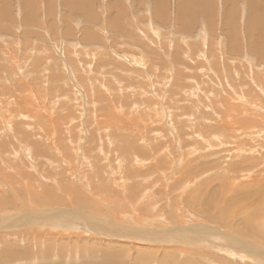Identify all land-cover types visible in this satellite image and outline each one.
I'll list each match as a JSON object with an SVG mask.
<instances>
[{
    "label": "rangeland",
    "instance_id": "rangeland-1",
    "mask_svg": "<svg viewBox=\"0 0 264 264\" xmlns=\"http://www.w3.org/2000/svg\"><path fill=\"white\" fill-rule=\"evenodd\" d=\"M0 12L1 210L57 209L0 234V264H258L209 234L264 248L238 230L264 233V138L244 134L264 130V0H0ZM252 179L259 195L238 191ZM46 192L68 203L43 205Z\"/></svg>",
    "mask_w": 264,
    "mask_h": 264
},
{
    "label": "bare ground",
    "instance_id": "bare-ground-1",
    "mask_svg": "<svg viewBox=\"0 0 264 264\" xmlns=\"http://www.w3.org/2000/svg\"><path fill=\"white\" fill-rule=\"evenodd\" d=\"M4 3V2H3ZM261 12V11H260ZM1 13V12H0ZM186 14V13H185ZM169 76V75H168ZM156 77V76H155ZM150 78V77H149ZM154 78V77H153ZM146 79V78H145ZM239 97V96H238ZM240 98V97H239ZM182 102V101H181ZM228 120H230V117L228 116V115H226V114H223L220 118H219V121H220V123L224 126V127H226V128H228V129H232V127H233V124L235 125V123L234 122H236V121H230V123L228 122ZM59 121V120H58ZM57 121V122H58ZM239 121H241V125H242V120H241V118H239V120L237 121V122H239ZM236 122V123H237ZM59 123V122H58ZM57 124V123H56ZM237 124H240V123H237ZM236 124V125H237ZM240 125V126H241ZM8 126V125H7ZM59 126V125H58ZM192 126V125H191ZM173 127V126H172ZM194 127V126H193ZM201 127V126H200ZM5 128H7V127H5ZM190 129H191V127H189ZM240 128V127H239ZM214 129V131H216L215 130V128H213ZM235 129V128H234ZM241 129V128H240ZM221 130V129H220ZM220 130H218L217 129V131H220ZM239 130V129H238ZM216 131V132H217ZM222 131V130H221ZM231 131V130H230ZM23 132V131H22ZM213 132V131H212ZM226 132H228V130L227 129H223V134H227ZM241 132V131H240ZM197 133V132H196ZM239 132H237V134H238ZM262 133H264V130L263 129H261V130H258V128H250L249 126H245L244 127V134H245V137H250V138H254V139H256V138H264V136L262 135ZM179 134V133H178ZM193 133H191L190 134V136L192 135ZM222 134V135H223ZM189 136V135H188ZM227 136H229V135H227ZM241 136V135H240ZM181 137V136H180ZM210 137V136H209ZM219 137H221V136H219ZM226 137V136H225ZM232 137H233V135H232ZM238 137V136H237ZM146 138V137H145ZM201 138V137H200ZM223 138H224V136H223ZM235 138H236V136H235ZM240 139H241V137H239ZM151 139V138H150ZM227 139H228V137H227ZM226 140V139H225ZM144 141H145V139H144ZM147 141V140H146ZM150 141V140H149ZM233 141V140H232ZM240 141V140H239ZM152 142V141H151ZM208 142H209V140H208ZM238 142V141H237ZM241 142V141H240ZM259 142V141H258ZM210 143V142H209ZM150 144V143H149ZM212 144V143H211ZM256 144H257V142H256ZM263 144V143H262ZM262 144L261 143H259V144H257V145H260V147L262 146ZM214 145V144H213ZM209 146V145H208ZM220 146V145H219ZM221 146H222V149L224 148V145H222L221 144ZM220 146V147H221ZM229 145H227V147H228ZM233 146V145H232ZM4 147V149H3V151L4 150H6V147L7 146H3ZM213 147H215V146H213ZM213 147H211V150L213 149ZM226 147V146H225ZM229 147H231V146H229ZM234 147V146H233ZM264 146H262V148H263ZM261 148V149H262ZM227 149V148H226ZM226 149H223V150H226ZM230 149H232V148H230ZM209 150V149H208ZM214 150V149H213ZM219 150V149H218ZM154 151V150H153ZM155 151H159V148H156V150ZM192 151H193V149H192ZM233 151L234 152H240V151H242L243 152V148H242V145H240V144H237L236 146H235V148H233ZM233 151H230L229 150V153H232ZM255 151H258V148H249L248 149V152L250 153V154H253ZM194 152V151H193ZM225 152V151H224ZM228 152V151H227ZM213 153V152H212ZM216 153V152H215ZM221 153V152H220ZM226 153V152H225ZM228 153V154H229ZM214 154V153H213ZM218 154V153H217ZM224 154V153H223ZM227 154V153H226ZM215 155V154H214ZM177 156V155H176ZM233 158V157H232ZM206 159H207V157H206ZM233 160V159H232ZM260 163V162H259ZM233 166V165H232ZM229 168L230 167H228V170H229ZM252 168V167H251ZM64 169V168H63ZM189 169V168H188ZM211 169H212V167H211ZM232 170H234V169H232ZM245 170V169H244ZM247 170V169H246ZM61 171H63V170H61ZM243 171V170H242ZM70 174V173H69ZM68 174V175H69ZM86 174V173H85ZM247 174V173H246ZM248 175V174H247ZM55 177V176H54ZM256 178H259V176H257ZM55 179V178H54ZM89 180H91V179H89ZM97 181V180H96ZM22 182V181H21ZM64 182V181H63ZM69 182V181H68ZM250 182V181H249ZM61 183V182H60ZM90 183H93V182H90ZM96 183V182H95ZM98 183V182H97ZM96 183V184H97ZM251 184L250 185H248V187H246L245 188V186H240L239 188H238V191H241V190H243V189H248L247 191L249 192V193H252V194H257V195H259L260 194V192H261V188H262V186H261V184H260V182L259 181H255V182H253V179H252V181L250 182ZM61 185H63V183L61 184ZM64 186V185H63ZM68 185L66 184V186H64V187H67ZM92 186V185H91ZM90 186V187H91ZM98 186V185H97ZM97 186L95 187V185L93 186V187H95V188H97ZM62 187V186H61ZM69 187V186H68ZM68 187H67V189H65V191L66 192H64L65 193V195H66V193H68L69 192V190H71L70 188L68 189ZM89 187V186H88ZM99 187V186H98ZM131 188H135L134 186H130ZM105 189H106V187H104ZM63 189V188H62ZM121 189V188H120ZM125 189V188H124ZM64 190V189H63ZM96 190V189H95ZM98 190H100V188L99 189H97V191ZM104 190V189H103ZM107 190V189H106ZM111 191V190H110ZM110 191H104V193H105V196H108L109 197V193L108 192H110ZM114 190H112V193H114L115 195H118L119 193L118 192H113ZM101 192V191H100ZM119 192H120V190H119ZM125 192V191H124ZM124 192H122V194H120L121 195V197H124ZM80 193V192H79ZM97 193H99V192H97ZM46 194L47 195H43V194H41L40 196V198L43 200H45V201H43V202H41L40 200V202L43 204V205H47V206H49V205H54V206H65V203H68V201L67 200H63V199H58L57 197L55 198L54 196L55 195H52L51 194V192H46ZM71 195L69 196L70 198H71V196H72V200L71 201H73L74 203H77L78 205H79V207H80V209H84V211H85V209L86 210H88L89 211V208H91V209H94L93 208V206L92 205H90L89 203H88V201H87V199H89V198H87L86 199V195L84 196L85 198H83L82 196H80L79 194H78V192H77V190H74V189H72L71 190V193H70ZM101 194V193H100ZM103 194V193H102ZM36 195V194H35ZM73 195H75V196H73ZM82 195V194H81ZM126 195V194H125ZM67 196H68V194H67ZM104 196V195H103ZM110 196H114V195H110ZM88 197V196H87ZM95 197V196H94ZM65 198V197H64ZM69 198V199H70ZM97 198V197H96ZM113 198V197H112ZM250 198H251V196H250ZM109 201V200H108ZM8 202V203H7ZM20 202V201H19ZM37 202V201H36ZM210 202V201H209ZM225 201H223V203H224ZM7 203V204H6ZM223 203H222V205H223ZM6 204V206L5 207H7L8 208V206H10L11 207V202H9V200L8 199H4V198H0V231H2V233H0V234H2L1 235V237L3 236V234L4 233H6V232H9L10 230H12V231H10V233L11 234H18V235H20L21 233H23V232H20L21 231V229H23L25 226H29V223H32V224H39V225H45V222H43V220L45 219L44 218V214H42V213H45L46 211H49V212H51V214H53V212L52 211H55V210H57V209H50V210H48V209H44L45 211H43V212H41V214L40 215H36V213H33L32 211H34L35 212V210H33V207H32V210H29V207L28 206H26V205H21V206H15V209L17 208V210L16 211H14L13 213H11V214H6V212L5 213H3L2 212V210H1V207H3V205H5ZM39 204V203H38ZM70 204V203H69ZM68 204V205H69ZM73 204V203H72ZM207 204H208V201H207ZM210 204V203H209ZM225 204V203H224ZM244 204V203H243ZM248 205H247V210L249 209V208H251V209H256V208H258L259 206H261L262 205V201L260 202V200H257L254 204H252V203H247ZM40 205V204H39ZM67 205V204H66ZM204 205V204H203ZM90 206H92V207H90ZM215 206V205H214ZM4 207V208H5ZM9 207V208H10ZM31 207V206H30ZM117 207V206H116ZM245 207V206H244ZM35 209V208H34ZM58 209H65V208H58ZM74 209V208H73ZM216 209V207H214V209L213 210H215ZM228 209V208H227ZM6 210V209H5ZM68 210V209H67ZM208 210V209H207ZM217 210V209H216ZM264 210V204L262 205V209H260V210H257V211H253V217H255V218H257V217H259L260 218V220L261 221H263V223H264V215L263 214H261L262 213V211ZM69 211H73V210H69ZM74 211L75 212H72V214L73 213H76L77 212V214L76 215H74V217L76 216V217H78V219H74V218H72V220L73 221H76L74 224H75V227H76V224H77V228H81L82 230H85V231H87L88 230V220H93V219H91V218H89L88 216H86V215H84L82 212H78V211H76V209H74ZM205 211V210H204ZM66 212V211H65ZM71 212H70V217H72V214H71ZM207 212V211H206ZM211 212V211H210ZM79 213H81V214H79ZM88 213V212H87ZM97 213V212H96ZM211 213H213V212H211ZM46 214V213H45ZM59 214V213H58ZM61 214V213H60ZM94 214V213H93ZM218 216H219V218L221 219V221L225 224V225H227V221H228V219H223V217L222 216H224V215H222V213L220 212V211H218ZM217 214L214 212V214H211V217H209L210 219H212V218H216L217 217ZM225 214V213H224ZM230 214V213H229ZM108 215V214H107ZM106 215V216H107ZM59 216V215H58ZM106 216H104V218L102 219V218H98L97 216L95 217V219L96 220H99V222H103V221H108V222H110V221H112L113 220V215H112V213L110 212V214L108 215L110 218H111V220H107L105 217ZM157 216H158V214H157ZM249 216H251V215H249ZM8 217H11V218H8ZM43 217V218H42ZM225 217V216H224ZM51 218V217H50ZM98 218V219H97ZM10 219H14V220H10ZM109 219V218H108ZM248 219H249V217H248ZM51 220V219H50ZM61 220H62V218H61ZM246 220V219H245ZM12 221H14V222H12ZM45 221H47V220H45ZM247 222L249 221V220H246ZM53 222V221H52ZM58 222V221H57ZM63 222V221H62ZM247 222H246V224H245V226H246V229H247ZM251 222V221H250ZM18 223L19 224H21V225H18ZM47 223H49V221H47ZM46 223V224H47ZM61 223V222H60ZM73 223V222H72ZM81 223V224H80ZM249 223V222H248ZM49 225L51 226L52 224L51 223H49ZM54 225V224H53ZM69 225V224H68ZM194 225V224H193ZM46 226V225H45ZM83 226H86V227H83ZM223 226V225H222ZM255 226V225H254ZM73 227H74V225H73ZM201 227H202V225H201ZM205 227H209V225H205ZM253 227V226H252ZM64 228H67V227H64ZM147 228V227H146ZM195 228V227H194ZM194 228H193V226H187L186 228H185V230H187V232L186 233H184V231H182V230H180L179 232L181 233V234H184V236L186 235V236H189V232L191 233L192 231H195L194 230ZM196 228H197V226H196ZM207 228H206V230H207ZM249 228V227H248ZM251 228V227H250ZM102 229L105 231V232H107L108 230H110V228L109 227H102ZM151 229V228H150ZM150 229H148V230H150ZM192 230V231H191ZM198 230V229H197ZM214 230V229H213ZM238 230L241 232V233H244L245 234V236H247V237H251V238H253V239H257V240H259V241H262V242H264V233H260V232H258V230H256V229H248V230H245V227H244V229H242L241 227H238ZM89 231H92V229H89ZM182 231V232H181ZM215 231H217V234L220 236L219 237V239L220 240H218V239H214L213 240V244H215V245H220V246H222L221 248H223V249H225L226 250V252H228V250H230V249H227L226 247H230L232 250V252L231 253H234V256L235 255H239V259H243L244 261H247V262H254V263H258V264H264V248L263 247H261V246H258V245H255V244H251V243H249V244H247L243 239H239V238H237L238 236H236V235H228L227 233H225V231L223 232L222 230H217V229H215L213 232H210V234L209 235H213V233L215 232ZM30 232L31 231H24V233H29L30 234ZM88 232V231H87ZM161 233V232H160ZM167 233V232H166ZM228 233H230V232H228ZM118 235H120V234H118ZM127 235V234H126ZM163 235V232H162V234L160 235V237ZM192 235V234H191ZM28 236L29 235H26L25 234V238H28ZM103 236V235H102ZM105 236H107V235H105ZM157 236H159V235H157ZM164 236V235H163ZM0 237V238H1ZM8 237H10V238H16V236L15 235H8ZM108 237H110V238H118V237H120V236H118L117 237V232H116V229H112V235H108ZM129 237V236H128ZM20 238V237H19ZM24 238V236L20 239V241L22 240ZM138 238V237H137ZM142 238V237H141ZM184 238V237H183ZM140 239V238H139ZM161 239H163V238H160V239H157V242L158 241H163V240H161ZM29 241V240H28ZM149 241V240H148ZM215 241H217V243L215 242ZM221 241V242H220ZM156 242V241H155ZM198 242V241H197ZM218 242H220V244L218 243ZM8 247V246H7ZM216 248L218 249V247L216 246ZM250 249H252V250H254L256 253H253V255H250V254H248V252L247 251H249ZM234 251V252H233ZM228 256V255H227ZM233 256V257H234ZM243 256V257H242Z\"/></svg>",
    "mask_w": 264,
    "mask_h": 264
}]
</instances>
